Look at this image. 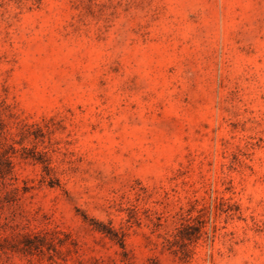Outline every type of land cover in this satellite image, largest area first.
I'll return each mask as SVG.
<instances>
[{"label": "rangeland", "instance_id": "374dc122", "mask_svg": "<svg viewBox=\"0 0 264 264\" xmlns=\"http://www.w3.org/2000/svg\"><path fill=\"white\" fill-rule=\"evenodd\" d=\"M0 264H264V0H0Z\"/></svg>", "mask_w": 264, "mask_h": 264}]
</instances>
